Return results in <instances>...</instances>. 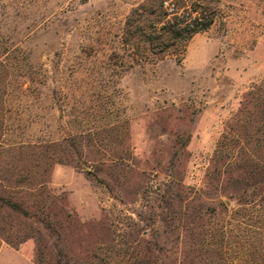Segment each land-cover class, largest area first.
I'll use <instances>...</instances> for the list:
<instances>
[{"label":"rangeland","instance_id":"rangeland-1","mask_svg":"<svg viewBox=\"0 0 264 264\" xmlns=\"http://www.w3.org/2000/svg\"><path fill=\"white\" fill-rule=\"evenodd\" d=\"M162 1L211 23L158 60L140 6ZM260 89L264 0H0V198L23 210L0 209V264H37L38 236L46 264H206L264 152Z\"/></svg>","mask_w":264,"mask_h":264},{"label":"trees","instance_id":"trees-1","mask_svg":"<svg viewBox=\"0 0 264 264\" xmlns=\"http://www.w3.org/2000/svg\"><path fill=\"white\" fill-rule=\"evenodd\" d=\"M140 8L144 13L155 17L149 26L150 32L146 41L149 47L158 50L155 53L159 56L158 60H162L171 48L185 51L186 44L192 36L206 30L211 23L209 14L204 9L196 7L184 15L179 14L177 8L173 12H168L163 6V1L159 5H142ZM253 97L255 106L262 115L264 126V90L255 92ZM261 142L264 145V136ZM243 160H245L243 164L239 161L235 163V167L242 171L235 179H231L233 189L239 194L235 199L237 206L230 208L227 203H222L226 212L230 213L228 220L217 221L212 232L208 233L203 229L197 235V257L206 264H264V152L261 156H248ZM27 175L24 174L22 178H30ZM43 186L45 182L35 183L32 180L18 187L31 192L39 191L42 195ZM4 207L23 212L20 204L0 198V209ZM199 219L204 221L203 215ZM31 237L17 234L14 238L7 234L2 240L18 250L20 244ZM41 243L38 236L35 262L46 264L45 247Z\"/></svg>","mask_w":264,"mask_h":264},{"label":"built area","instance_id":"built-area-1","mask_svg":"<svg viewBox=\"0 0 264 264\" xmlns=\"http://www.w3.org/2000/svg\"><path fill=\"white\" fill-rule=\"evenodd\" d=\"M163 6L168 12H173L175 11V8H176L175 5L169 1H164Z\"/></svg>","mask_w":264,"mask_h":264}]
</instances>
